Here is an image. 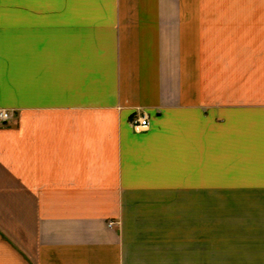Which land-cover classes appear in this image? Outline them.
Here are the masks:
<instances>
[{
	"label": "crops",
	"instance_id": "crops-1",
	"mask_svg": "<svg viewBox=\"0 0 264 264\" xmlns=\"http://www.w3.org/2000/svg\"><path fill=\"white\" fill-rule=\"evenodd\" d=\"M0 109V264H264V0H0Z\"/></svg>",
	"mask_w": 264,
	"mask_h": 264
},
{
	"label": "built area",
	"instance_id": "built-area-1",
	"mask_svg": "<svg viewBox=\"0 0 264 264\" xmlns=\"http://www.w3.org/2000/svg\"><path fill=\"white\" fill-rule=\"evenodd\" d=\"M11 118V113L8 110L0 109V122H6ZM150 125L149 117L146 114L135 117L132 126L138 132L145 130Z\"/></svg>",
	"mask_w": 264,
	"mask_h": 264
},
{
	"label": "rangeland",
	"instance_id": "rangeland-1",
	"mask_svg": "<svg viewBox=\"0 0 264 264\" xmlns=\"http://www.w3.org/2000/svg\"><path fill=\"white\" fill-rule=\"evenodd\" d=\"M136 117H138V116H136ZM11 118H12V113H11ZM11 118H10V119H11ZM10 119H9V120H10ZM134 119H135V118H134ZM134 119H132L131 125H132ZM6 122H7V121H6ZM132 127H133V126H132ZM133 129H134V127H133ZM146 129H147V128H146ZM146 129H145V130H146ZM134 131H136V130L134 129ZM143 131H144V130H143ZM136 132H138V131H136ZM140 132H141V131H140ZM220 216L223 217L221 214H220ZM220 224H222V222H221ZM222 225H223V224H222ZM222 225H219V227H216V228H215V232H214L213 236L215 237V241H216V242H222L223 237L226 236V235H228L226 232H232V231H228V230H227V231L225 230V231H226V232H225L224 229L222 228ZM200 236H201V235H200ZM204 236L207 237V236H209V235H206V234H205ZM201 247H206V246H203V245H202V246H200V248H201ZM214 247H215V251H222V245H221V244H217V243H216V245H215ZM188 251H190L189 247H188Z\"/></svg>",
	"mask_w": 264,
	"mask_h": 264
}]
</instances>
